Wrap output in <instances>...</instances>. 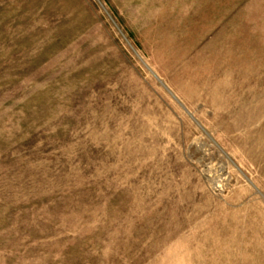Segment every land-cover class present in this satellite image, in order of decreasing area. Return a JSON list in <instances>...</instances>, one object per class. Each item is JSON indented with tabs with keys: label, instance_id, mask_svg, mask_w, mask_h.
Here are the masks:
<instances>
[{
	"label": "rangeland",
	"instance_id": "rangeland-1",
	"mask_svg": "<svg viewBox=\"0 0 264 264\" xmlns=\"http://www.w3.org/2000/svg\"><path fill=\"white\" fill-rule=\"evenodd\" d=\"M0 264H264V0H0Z\"/></svg>",
	"mask_w": 264,
	"mask_h": 264
}]
</instances>
